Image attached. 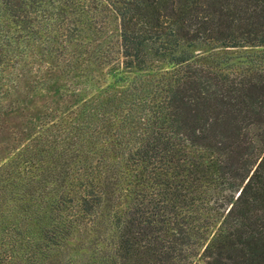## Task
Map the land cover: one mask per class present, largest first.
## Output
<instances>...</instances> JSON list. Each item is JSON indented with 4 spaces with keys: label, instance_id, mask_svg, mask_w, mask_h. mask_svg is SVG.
Wrapping results in <instances>:
<instances>
[{
    "label": "trees",
    "instance_id": "trees-1",
    "mask_svg": "<svg viewBox=\"0 0 264 264\" xmlns=\"http://www.w3.org/2000/svg\"><path fill=\"white\" fill-rule=\"evenodd\" d=\"M231 50L264 0H0V119L57 96L0 166V264H264V62Z\"/></svg>",
    "mask_w": 264,
    "mask_h": 264
},
{
    "label": "rangeland",
    "instance_id": "rangeland-1",
    "mask_svg": "<svg viewBox=\"0 0 264 264\" xmlns=\"http://www.w3.org/2000/svg\"><path fill=\"white\" fill-rule=\"evenodd\" d=\"M116 32V22L108 20L103 32L96 35L99 38L97 40H100V38L114 40ZM260 55V52L256 50H231L221 54L218 64L223 67H230L233 70L245 69L253 66L249 65V62L254 63V66L261 64L262 61L264 62V54L263 57ZM97 71L96 74L99 80H103V83L99 82V86L110 83L113 77L111 73L106 72V68ZM52 88L54 89V85L51 84L46 89L47 91L26 92L27 88L25 87L19 95L12 98V101H14L12 111L0 119V166L30 138L32 132L28 134V126L34 124L38 117L50 111V107L57 100L56 93ZM70 104H72V101ZM195 264H201V262L195 261Z\"/></svg>",
    "mask_w": 264,
    "mask_h": 264
}]
</instances>
